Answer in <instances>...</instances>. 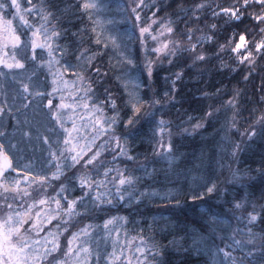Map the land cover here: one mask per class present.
Masks as SVG:
<instances>
[{"label": "snow or ice", "instance_id": "1", "mask_svg": "<svg viewBox=\"0 0 264 264\" xmlns=\"http://www.w3.org/2000/svg\"><path fill=\"white\" fill-rule=\"evenodd\" d=\"M78 7L89 15L90 20L93 19L94 13L101 11L99 0H83V3L79 4ZM149 7L154 8L155 11L152 13L151 18L146 19L142 15V11ZM125 10L129 14V19H132L134 23H139L141 37L151 36L152 40L158 41L157 35L154 34V24H158L161 28L160 35L167 34L166 42L161 43L159 48H152L151 51L158 54L166 51L165 59L169 64H172L173 60L184 58L183 53L190 54L187 59H191L193 65L210 60V57L198 49L201 45L209 42L214 43L215 34L219 30L218 25L212 23L207 31L197 27V25L204 22L201 14L208 10H211V16L214 20H223L225 25H230L238 30L227 38L228 42L226 44L218 45L219 51L215 54L219 58L220 53H234L237 67L233 69L222 63L220 65L221 69L239 72V65H244L247 70L244 79L247 81L255 70L258 60L264 58V0H233L232 4L226 6L200 2L189 9L181 6L176 16L184 24L186 31H182L175 26V21L172 19L158 20L156 14L162 10V6L157 5L155 0H147V2L146 0H131ZM66 12L67 8H61L57 0H40L39 6L34 4L33 0H26V4H22L21 0H0V32L7 35L12 49L20 48L22 52L30 50L33 61L36 60L37 49L47 50L48 59L46 63L48 71L52 75L53 84L51 92L41 90L39 86H35L34 90L30 88L32 78L29 77L30 83L21 82L22 92L20 95L27 101L23 107L28 108L31 105L32 110L37 115H47L49 120L55 121L65 134L62 137V149L53 150L52 145L49 144V158L51 161L49 171L32 173L29 172L31 166L23 164L26 179H21V165L19 163L14 164V160H19L20 157L10 154L13 149L16 152L21 151L18 147L20 142L17 144L11 143L10 140L0 142V264H102L103 255L107 256L109 264H116V261L120 260L124 253V249L119 246L120 232L109 228V226L118 220L126 224L128 223L127 217L113 216L103 224V229L108 230L109 237L115 232L116 239L111 241V253H101L100 246L97 245L95 237L89 231L91 225L79 232L69 233L70 238H65L63 245L59 239V236L62 235L59 231V225H57L56 231L49 230L48 236L43 238V241L33 238V232L35 237L40 236L44 221L41 220L40 211L33 214L32 209L36 208L37 204H48L49 200L56 205V215L48 217L46 222L51 223L52 219H56L57 215L62 214L67 217L63 221L65 225L63 231L68 232V225L72 218L80 215L78 205L88 210V205L91 204V210L97 208L104 210L103 206L105 204L113 205L115 198L117 203L123 202L129 208L135 206L136 211H139V205L145 201H152L156 197H159L161 201L172 202L174 207L180 208L182 207V198L186 200L189 194L193 202L204 200L206 196H220V189L217 184L205 175L199 177V183L195 187L167 189V185H164L167 190L163 193L155 188L156 184L161 183V176L165 181L173 183L172 177H179L181 174L185 177L193 175V172L199 171L200 168L205 166L210 168L212 161L210 156L206 158L202 153L197 158L199 165L193 162L191 168L187 167L190 163L188 155L174 143L171 128L168 126V122L163 119L157 123L152 139L155 142L153 155L166 162V167L158 170L153 166L152 170L149 171L150 165L141 164L138 170L143 172V176H137L127 169L111 167L103 172L102 180L93 178L90 173L106 168L105 160L101 157L107 150L106 146L111 143H114L115 150H119L121 156L126 157L128 160L137 159L131 155L128 146L129 141L132 139L131 135H117V127H126L129 133H132L135 131V125L139 123L136 117H140L144 106L147 105L149 109L143 113L144 117H153L156 114L155 106L160 101L156 99L149 101L147 93L142 97L139 89L143 85L139 82L131 90L128 89L125 82L124 87L128 92V100L125 103L131 108L132 115L124 122L121 119V105L118 104L120 97L115 92L106 88L104 89L106 95L102 98L96 97V89L92 86L93 78L90 73L94 70V73L99 77L108 76V72L103 71L95 61V57L103 55L104 52L97 50L89 55V49L80 50V36L72 31L71 20L69 19L67 24L62 23V17ZM8 16H12V19H7ZM30 17H36V19H30ZM17 18L20 21V27L25 32L31 33L27 39H22L23 33L18 34L16 27L13 26L12 21ZM249 20L252 21L251 24L248 23ZM93 23L100 24L97 20H93ZM92 31L95 32L96 27H93ZM197 32H202V35L196 36ZM95 43L101 45L103 50L110 47L114 50L121 48V44L112 36H108L105 40L98 35ZM142 44L147 53L149 50L146 42L142 41ZM6 47L7 45L0 46V52H3V55H0V67L8 69L9 72L13 69H24L25 63L16 58L15 52L9 56V53L4 50ZM77 51H79V55H76ZM57 53H59L58 57ZM121 55L122 59L117 61L118 64L133 63L130 57L123 53ZM5 56H9V59H5ZM65 56H73L78 63H69L65 60ZM159 59V56H157V62ZM145 60L144 67L147 71V77L152 78L157 62L149 59L147 55ZM54 66L55 70H53ZM65 72H70L76 77L72 84L75 86L79 83L81 85L80 90L85 92V96L92 93L94 99H99L98 103L91 105V113L88 117V127L91 132L84 125L78 124L73 116L65 111L66 109H75L76 105L74 103H66L63 95L60 96L59 103H55V94L60 91L59 85L64 84L66 86L68 84V81L64 80ZM6 75L7 73L0 71V76ZM175 77L176 79L172 81L173 90H175L176 81L183 77V72L176 73ZM12 78L16 79L15 74ZM100 83L103 85L104 81L101 80ZM84 85H87V88H84ZM262 91H264V88H262ZM241 96L242 93L236 90L227 102L228 108L233 111L230 122L232 128L236 127L237 117L240 115ZM261 99L264 101V96ZM82 106L89 108L88 103H84ZM105 107L111 110V114L105 111ZM44 109H47L46 113ZM12 111V108L7 109L8 114H11ZM5 113L6 109L0 106V117H3ZM93 117L95 118L93 119ZM205 117L206 119H201L191 128H183V132L192 135L205 128L206 124H210L211 120L215 118V110L210 107L205 113ZM67 120L72 121L70 127L67 126ZM19 123L20 121L17 120L18 125ZM97 124H99V128H97ZM109 130H111V141H105L104 144L97 145V140L102 135H109ZM225 130L229 129L226 128ZM82 131L84 132L83 137L80 135ZM157 131L159 138L156 137ZM165 132H167V136H165ZM3 135L4 133L0 132V136ZM23 135L28 137L29 140L32 138L31 131L24 132ZM40 138L48 143V137ZM82 139L84 140L83 147H81ZM257 139L264 141V114L260 115L254 124H250L244 130L239 142L229 141L232 159H238ZM56 143H61V139H57ZM94 148H98V150L94 151ZM229 149H224V151H229ZM181 164L185 165L183 172L180 169ZM53 168L54 171L51 170ZM71 169H77V171L72 173V177H68L67 172ZM13 173H16V175L13 176ZM62 177L69 181L73 177L78 180L79 187L82 190L78 199L69 200L67 195H63L68 187L64 182H61L58 186L59 191L54 196L47 194V189L53 187L52 182L59 181ZM232 179L234 183L249 188L254 187L257 181L264 185V158H262L261 166L258 169L245 172L237 169L232 172ZM193 180H196L195 176H193ZM147 181L152 183L148 184ZM176 183H178V180ZM37 184L39 185L38 188L35 187ZM107 184H111L112 188H109L103 194L106 197L105 200L102 199L98 189L106 187ZM138 185H143V190H140ZM30 188L32 191H29ZM200 189H203V191H200ZM93 191L96 192L94 201L89 199V194ZM33 193L42 198H34ZM109 193H112V195ZM25 197H33V200L27 209L20 211L17 207L18 198L22 203ZM61 200L66 201V207L61 204ZM261 200L264 201V191H262ZM230 203L232 214L235 215L237 212H247L246 205L251 204V201L249 196H242L234 197ZM251 207L252 211L247 212L246 239L236 238L240 232V229L237 228L229 237L231 243L223 244V246L216 245L214 251L209 249L214 264H253L257 251L259 252L258 264H264V236L260 238L261 242L257 245V236L252 229L255 222L264 223V219L261 218L264 215V204L261 205L260 214L256 212L254 204H251ZM205 219L206 224L201 225V228L208 234H214L218 230L217 226L225 223L223 214L214 212L211 209L206 214ZM236 219L239 221L244 217L236 216ZM178 228V224L169 222V231ZM209 238H211V235ZM220 239L223 241L224 237H220ZM193 243L196 245L199 242L194 239ZM169 244L177 250L188 251L182 246L178 248L175 238L169 241ZM245 248H247L246 252L244 251ZM135 251L140 254L137 258V264H172L168 255V245L163 243L152 242L151 247H148V242L142 239L140 246L136 247ZM121 264H124L122 260ZM127 264H132L131 256L127 258Z\"/></svg>", "mask_w": 264, "mask_h": 264}, {"label": "trees", "instance_id": "2", "mask_svg": "<svg viewBox=\"0 0 264 264\" xmlns=\"http://www.w3.org/2000/svg\"><path fill=\"white\" fill-rule=\"evenodd\" d=\"M122 1L125 6L129 5V2ZM57 2L61 8H67L66 14L62 17V23L67 24L68 20H71L73 25L72 31L78 33L80 36V50L89 49V55L97 50L104 52L103 55L95 57V61L103 71L108 72V76L99 77L93 70L90 73L93 78L92 86L96 89L95 95L98 98H102L107 94L104 91L106 88L111 89L120 97L118 104L121 105V119L126 122L127 118L132 115L131 108L125 103L127 101L126 93L116 78L117 73L112 64L109 50H103L101 45L95 43L96 32L92 31L94 27L93 21L89 19L88 14L84 10L78 7L82 3L81 0H57ZM200 2L226 6L232 4L233 0H155L157 5L162 6V10L156 14V18L164 21L172 19L175 21V26L179 27L182 31H186L184 24L177 19L176 13L180 11L181 6L189 9ZM33 3L39 6L40 0H33ZM154 11V8L149 7L143 9L142 15L146 19L151 18ZM201 16L204 22L197 25V27L207 31L212 23H217L219 30L215 34L214 43L209 42L201 45L198 49L210 57V60L208 62H198L195 65H193L191 59H187L190 55L189 53H183L184 58L173 60V63L169 64L167 59H165L166 51L158 54L149 50L151 47L154 48V46L155 48L161 47V45H154L153 43L146 44L149 50L146 53L143 49L144 45L141 44V39L145 38L140 36V32L135 26L133 28L131 27L136 37L134 39L135 48L133 55L137 64L139 79L141 85H143L141 88V96L143 97L147 93V99L149 101L156 99L160 103L155 106L156 114L153 117H144L143 113L149 110L147 105L144 106L140 117H136L139 123L135 125V131L132 133H129L126 127H117V135H131L132 139L129 141L128 146L131 150V155L137 159L128 160L126 157L121 156L119 150H115L114 143H111L106 146L107 150L101 157L105 160L106 168H101L90 174L94 179L102 180L103 172L111 167L127 169L137 176H143V172L138 170L141 164L150 165L149 171L152 170L153 166L158 170L166 167V162L153 155V148H155V142L152 139L153 132L157 123L163 119L168 122V126L171 128L174 143L188 155L190 163L187 167L191 168L193 162L199 165L197 158L202 153L206 158L210 156L212 161L210 168L207 166L200 168L199 171H194L193 175L185 177V175L181 174L179 177H172L173 183L165 181L161 176V183L156 184L155 188L163 193L171 188L195 187L199 183V177L205 175L217 184L220 189V196H206L204 200L193 202L189 194L186 200L182 198V207L180 208L174 207V203L172 202L161 201L159 197H156L152 201H145L139 205V211H136L135 206L129 208L123 202L117 203L115 198L113 205L105 204L103 206L104 210L99 208L91 210V204L88 205V210L78 205L80 215L74 216L70 221L68 234L79 232L81 229L88 228L91 225L89 231L95 237L96 242L99 241L100 245H104L106 241L111 244V241L116 239L115 232L109 237L108 230L103 229L104 222L113 216L127 217L128 223L125 224L123 221L118 220L109 226V228L120 232L119 246L126 247L125 249L128 250L127 257L131 255L133 249L140 246L141 240L143 239L148 242V247H151L152 242L168 245V255L172 264H213V257L210 255L209 249L214 251L216 245L223 246V244L231 243L229 237L232 236L237 228L240 229V232L236 238L246 239L247 228L245 225L247 224V212L252 211L251 204H254L256 206V212L260 214L261 205L264 204V201L261 200L264 185L257 181L254 187L249 188L234 183L232 172L237 169L242 172L258 169L261 166L262 158H264V141L257 139L236 160H233L230 155L229 141L239 142L244 130L250 124H254L260 115L264 114V101L261 99L264 96V91H262V88H264V58L258 60L255 70L247 81L244 79V75H247V70L244 65H239V72L221 69L220 65L222 63L229 65L233 69L237 67L234 53H220L219 58L215 54L219 51L218 45L226 44L228 42L227 38L234 31L238 30L230 25H225L223 20H214L211 16V10L203 12ZM132 22L135 25L133 20ZM248 23L251 24L252 21L249 20ZM159 28L158 24L153 25L155 32ZM200 35H202V32L196 33V36ZM24 37H27L26 33ZM165 37H167L166 33ZM56 55L58 57L59 53ZM76 55H79V51H77ZM146 55L154 62H157V56L160 58L156 63V70L152 78L147 77V71L144 67ZM30 58L31 52L27 63L30 62ZM36 58L38 59L37 56ZM65 60L72 64L78 63L73 56H65ZM31 61L33 62L32 59ZM61 63L63 64V61ZM44 70L41 67L40 77L47 80L50 77V72L47 73ZM181 72H183V77L176 81L175 90H173L172 81L176 79L175 74ZM66 78L76 77L69 73L66 75ZM101 80L104 81L103 85L100 83ZM46 82L48 90L51 88V81L50 84L49 81ZM83 87L87 88V85ZM236 90L242 93L240 97L241 109L240 115L237 117L236 127L232 128L230 122L233 111L228 108L227 102L232 98ZM166 93L168 94L166 95ZM74 97L76 98L75 101H71L72 96H68L65 99H68L70 103L76 105L73 112L75 115L77 114L78 118H76V121L78 124L84 125L91 132V129L88 127V117L91 113V105L98 103L99 99H94L92 93H88L85 96L84 91H80ZM58 100L56 98L55 103H58ZM75 102H79L80 105L77 106L78 103ZM84 103H88L89 108H84L82 106ZM210 107L215 110V118L211 120L210 124H206V127L198 130L196 134L189 135L183 132V128H191L196 122H199L201 119H206L205 113ZM105 111L111 114L109 108L105 107ZM66 123L70 127L72 122ZM97 128H99V124H97ZM226 128L229 130L226 131ZM80 135L84 136V133L81 132ZM165 136H167V132H165ZM156 137L159 138L158 131L156 132ZM105 141H111V130H109V135H102L97 140V145L104 144ZM57 148H63L62 142L56 146L55 150ZM224 149H229V151H224ZM93 150H98V148H94ZM45 163L46 166L47 162ZM184 168L185 165L181 164L180 169L182 172ZM51 170L54 171L55 169L53 168ZM76 171L77 169L68 170V177H72V173ZM253 174L255 173L253 172ZM12 175L15 176L16 173ZM193 176L196 177L195 181L193 180ZM21 179H26L23 171H21ZM177 180L178 183H176ZM61 182L68 185L63 195H67L69 200L78 199L81 196L82 190L79 187L78 180L74 177L70 181L65 177H62L59 181H53V187L47 189V194L54 196L59 191L58 186ZM146 183L151 184L152 182L147 181ZM164 185H167V189ZM35 187L38 188L39 185L37 184ZM138 187L140 190H143L144 186L138 185ZM109 188H112L111 184H107L106 187H100L98 189L102 195V199L106 200L103 194ZM29 191H32V189L30 188ZM200 191H203V189H200ZM109 194L112 195V193ZM95 195L96 192L93 191L89 194V199L94 201ZM125 195L127 196L126 193ZM242 196H249L251 204L246 205L247 212L241 211L233 215L230 201L234 197ZM33 197L39 198L36 193H33ZM64 202L66 204V201ZM22 207L23 205L18 208L22 209ZM50 209L53 210L52 206H50ZM210 209L214 212L222 213L225 221V223L217 226L218 230L214 234H208L201 228V225L206 224L205 216ZM236 216H243L244 219L238 221ZM65 217L62 215V217L55 219L50 228L55 227V230H57V225H59V231H63L65 225L62 220L67 219ZM261 218L264 219V215ZM169 222L178 224L179 228L169 231ZM252 229L256 233V243L259 245L261 242L260 238L264 236V223L257 221L252 225ZM68 234L65 235L66 238H69L67 237ZM210 235L211 238H209ZM220 237H224V240L222 241ZM174 238L177 241L178 248L182 246V248H186L188 251L184 252L173 248L169 244V241ZM194 239L199 243L194 245ZM111 251L109 249L107 253H111ZM244 251L246 252L247 248ZM121 260L124 264H127L125 258H120ZM258 261L259 252L257 251L253 264H258Z\"/></svg>", "mask_w": 264, "mask_h": 264}, {"label": "rangeland", "instance_id": "3", "mask_svg": "<svg viewBox=\"0 0 264 264\" xmlns=\"http://www.w3.org/2000/svg\"><path fill=\"white\" fill-rule=\"evenodd\" d=\"M81 2L83 3V0H81ZM99 2L101 4V11L99 13H94L92 19V21L97 20L100 22V24L98 25L93 23L94 27H96V37L100 35L101 39L106 40L108 36H112L115 37L121 44L120 49L114 50L110 47L107 50H109L112 64L117 73L116 78L123 86L128 100V92L125 90L124 83H127V87L129 90L135 88L137 82L141 84L139 79V73L137 72V64L133 55V50L135 48L134 39H136V37L134 35V32L132 31L133 26H135V28L139 31V23L137 22L134 25L132 20L128 18L127 11L125 10L126 6L122 0H99ZM125 2H129L130 4L131 0H125ZM21 3L25 4L26 0H21ZM7 19L11 20L12 16H8ZM30 19H36V17H30ZM12 23L13 26L16 27L18 34L23 33L22 39H27L31 35L30 32H25L24 29L20 27V21L18 18L13 20ZM25 33L27 34V37L23 38ZM160 33L161 28H159L157 32L154 31V34L157 35L159 42L152 40L151 36H146L143 37L145 39H141V44L142 41H144L146 42V44L153 43L154 45H161V43L166 42V37L165 35H160ZM4 45H7L4 50L9 53V56L13 52H15L16 58L25 63V68L13 69L11 70V72H9L8 69L0 67V71H4L5 73H7L6 76H0V106L6 109L5 115L3 117H0V132L4 133L3 136H0V141L7 142L8 140H10L13 144H17L18 142H20L18 144V147L21 149V151L16 152V150L13 149L10 154L20 157L19 160H14V164L19 163L21 165V171H23V164H29L31 166L29 168V172H47V170H49V164L51 162L49 158V144H51L52 149L55 150L56 146L58 145L56 143L57 139H61L62 142V137L65 134L63 133V130L59 128V125L56 124L55 121L49 120L47 115H37L32 110L31 105H29L28 108H24L23 105L26 104L27 101L24 100L20 95V93L22 92L21 82L30 83L29 77L32 78L30 88L34 90L35 86H39L41 90L51 92V89L53 87L51 73L49 79L47 80L40 77L41 67H43L47 71V73L49 72L48 65L46 63L48 59L47 50L37 49L36 56L38 57V59L36 58V60L32 62L30 58V62L32 63H27L31 51L28 50L26 52H22L20 48L13 50L7 35L5 33L0 32V46ZM152 48L153 47H151V49ZM143 49L145 50V48ZM121 53L130 57L133 60V63L129 64L125 62L123 64H118L117 61L122 59ZM0 55H3V52H0ZM9 56H5L4 58L9 59ZM53 70H55V66ZM69 73L70 72L64 73V80L68 81V84L66 86L64 84H60V91L55 94L56 98H58L59 100L60 96L63 95L65 98H68V96H72L71 101H75L76 98L74 96H76L81 91V85L79 83H77L75 86H73L72 84V81H74L76 78H66V75ZM13 74H15L16 79L12 78ZM46 81H49V84L51 81V88L48 90ZM141 88L139 89L140 95ZM65 102L70 103L68 99H65ZM75 103H78L77 106L80 105L79 102ZM8 108H12L13 111L11 114L7 113ZM65 111L67 112V114L72 115L75 120H77V114H74L73 109H66ZM44 112H47L46 109H44ZM17 120L20 121L19 125L17 124ZM66 122L72 121L67 120ZM27 131L32 132L31 140H29L28 137L23 135V133ZM82 133L84 132L82 131ZM45 136L48 137V143H45L43 139L40 138ZM83 146L84 140L82 139L81 147ZM45 162H47L46 166ZM32 200L33 197H25L22 203L20 201L17 203V207L23 205L22 209H18L20 211H24L30 206ZM61 204L66 207L64 200H61ZM50 206H52L54 211L50 209ZM55 210L56 205L51 200H49L48 204L46 205L37 204L36 208L32 209L34 214L37 211H40L41 220L44 221L43 231H41L40 236L35 237V233L33 232V238L41 239L43 241V238H46L48 236L49 230L56 231L55 227L50 228V226L52 227L53 221L55 219H52L51 223L46 222L48 217L56 215ZM58 217H62V214L57 215V218ZM64 220H62V222ZM60 232L62 233V235L59 236V239L63 245L66 238L65 235L68 233L63 232L61 230ZM67 237H69V234ZM96 243L100 246L102 254L107 252V250L109 249L112 250V247L110 246L111 244H109V242L107 241L104 242V245H100L99 241H97ZM121 248L124 249V253L121 258H125L127 262L128 250L125 249L126 247ZM130 256L132 258V264H137V258L140 256V254L137 253L135 249H133ZM120 263V260L116 261V264ZM102 264H109L106 255H103L102 257Z\"/></svg>", "mask_w": 264, "mask_h": 264}]
</instances>
